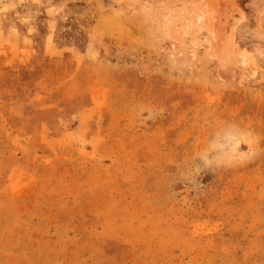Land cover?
<instances>
[{"label":"rangeland","instance_id":"374dc122","mask_svg":"<svg viewBox=\"0 0 264 264\" xmlns=\"http://www.w3.org/2000/svg\"><path fill=\"white\" fill-rule=\"evenodd\" d=\"M0 264H264V0H1Z\"/></svg>","mask_w":264,"mask_h":264},{"label":"bare ground","instance_id":"6f19581e","mask_svg":"<svg viewBox=\"0 0 264 264\" xmlns=\"http://www.w3.org/2000/svg\"><path fill=\"white\" fill-rule=\"evenodd\" d=\"M1 1V0H0ZM239 25L236 26L235 33L238 32ZM258 53V52H256ZM256 67V66H255Z\"/></svg>","mask_w":264,"mask_h":264}]
</instances>
